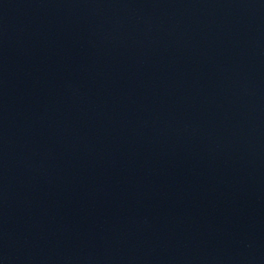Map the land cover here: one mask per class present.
Returning a JSON list of instances; mask_svg holds the SVG:
<instances>
[{
	"label": "water",
	"instance_id": "1",
	"mask_svg": "<svg viewBox=\"0 0 264 264\" xmlns=\"http://www.w3.org/2000/svg\"><path fill=\"white\" fill-rule=\"evenodd\" d=\"M0 264H264V0H0Z\"/></svg>",
	"mask_w": 264,
	"mask_h": 264
}]
</instances>
